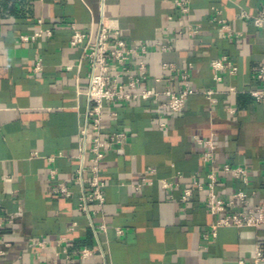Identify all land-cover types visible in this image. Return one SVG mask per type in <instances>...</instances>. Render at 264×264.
<instances>
[{"label":"crops","instance_id":"1","mask_svg":"<svg viewBox=\"0 0 264 264\" xmlns=\"http://www.w3.org/2000/svg\"><path fill=\"white\" fill-rule=\"evenodd\" d=\"M185 1L187 12L176 0H0V235L11 241L0 264H240L253 258L258 241L264 244V226L219 227L213 236L216 216L205 190L182 198L193 175L205 184L212 166L242 165L247 181L219 172L217 192L229 198L244 190L249 205L264 206V102L250 93L261 85L256 72L264 65V26L254 19L264 0ZM102 17L116 19L129 42L148 44L151 77L144 86L160 76L161 89L188 83L194 92L177 113L154 100L106 102L102 136L120 130L127 136L100 164L103 210L94 212L90 202L85 213L78 204L90 190L93 154L87 149L80 158L79 134L90 123L89 65L80 63L82 49L70 44V24L88 30ZM216 18L230 24L233 36L220 33ZM187 24H199L200 32L189 36ZM47 29L51 36L21 38ZM167 39L172 50L155 48ZM221 57L227 64L216 70L212 62ZM163 62L178 70H164ZM205 90L213 91L212 100ZM211 132L216 149L210 163L196 138ZM93 138L91 131L87 148ZM148 168L155 170L153 184L136 190ZM177 172L184 174L181 187L162 188L160 179L173 180ZM60 183L71 195L54 191ZM83 248L93 255L81 259Z\"/></svg>","mask_w":264,"mask_h":264},{"label":"built area","instance_id":"2","mask_svg":"<svg viewBox=\"0 0 264 264\" xmlns=\"http://www.w3.org/2000/svg\"><path fill=\"white\" fill-rule=\"evenodd\" d=\"M176 5L182 12L188 11V4L185 0H176ZM246 15V14H244ZM171 19V16H169ZM219 23V31L223 36H233L234 32L227 22L223 19L216 18ZM255 24L259 27L264 26V8L261 15L255 17ZM71 38L70 44L74 47L82 49L80 63L86 60L89 65V85L87 89V97L89 101L88 116L90 123L81 130L79 134L81 154L80 158H84V153L89 149L93 156L90 158V190L81 196L78 204L79 210L89 213V203L95 202L96 208L94 212L103 210L106 195L105 183L100 179V164L106 153L113 149L116 145L121 144L126 139L124 130L113 132L107 136H102V130L105 128L104 123V107L106 102L121 101L130 102L133 100H154L160 108H166L173 113L181 112L185 109L188 96L194 92L190 85L186 83L185 88L174 90L172 88L161 89L159 83L162 80L160 76H155V84L153 86H144L143 83L150 77V70L146 62V56L149 52L147 43L135 40L129 42L123 34L122 28L116 19L102 17L97 25L93 24L84 30L76 23L70 24ZM186 34L189 36L197 35L200 32L199 24H187L184 27ZM51 36V30H41L33 35H22L24 41L34 40L42 35ZM155 48L161 52L169 51L174 48L171 39L163 42H155ZM227 58L221 57L213 60L212 65L216 70L224 69L227 64ZM230 64V62H229ZM41 68V62H38L36 69ZM72 66H68V69ZM162 68L166 71L175 72L178 70L174 63L163 62ZM237 67H232V72H236ZM190 75L188 72L182 73V78L187 81ZM256 78L261 85L251 89L250 93L258 102H264V65L256 72ZM217 80H221L222 76L217 75ZM235 87H230V91L234 92ZM208 98L212 100V90L203 91ZM231 111H234L230 108ZM165 127V123H161ZM93 131L94 138L91 146L87 148L86 141L90 132ZM196 141L205 147L203 158L206 162H213L215 157V133L211 132L210 136L203 138L198 136ZM61 155V154H60ZM54 158V157H52ZM83 169L80 171L82 173ZM153 168H148L141 176L139 182L134 187L141 190L143 187L152 185L153 178L149 174L154 173ZM224 172L231 174L236 179L247 181L248 169L245 166H232L224 164L221 168L212 166L206 175L205 184L197 175H193L191 185L184 188L182 198L187 201L194 190H205L207 192L206 204L209 211L216 216L215 222L212 224V235L216 236L217 229L225 226H251L261 228L264 226V206L249 205L250 194L244 190H237L229 198L221 196L216 186L218 183V173ZM52 175L55 170H51ZM184 174L177 172L175 179L170 180L161 178L162 188L172 191L181 187ZM66 195H71L72 191L65 183H60L54 190ZM254 193V192H253ZM21 214V211L17 213ZM15 214L8 218L12 222ZM0 219V228L3 225ZM104 228L105 224L102 225ZM72 229V228H71ZM118 234H122V228H117ZM62 241L66 237L61 238ZM41 245L44 242H40ZM11 245V241L0 235V255L5 254V249ZM94 251L90 248H83L79 251V257L83 260L91 257ZM240 264H264V244L257 242L254 248V256L250 261L241 259ZM106 264H113L107 262Z\"/></svg>","mask_w":264,"mask_h":264}]
</instances>
